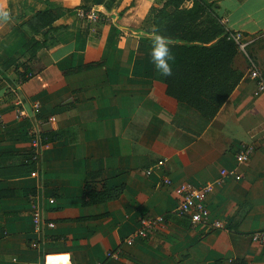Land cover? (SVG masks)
Segmentation results:
<instances>
[{
  "label": "crops",
  "instance_id": "1",
  "mask_svg": "<svg viewBox=\"0 0 264 264\" xmlns=\"http://www.w3.org/2000/svg\"><path fill=\"white\" fill-rule=\"evenodd\" d=\"M165 1L0 0V264H264V242L253 240L264 232V91L256 94L239 50L241 80L214 118L172 99L150 57ZM204 1L215 2L227 31L243 34L264 78V0ZM81 7H97L100 18L79 19ZM47 12L54 21L44 28L37 15ZM48 29L50 46L28 61L26 44ZM26 61L25 75L15 63ZM35 103L40 115L17 118ZM31 127L43 131L35 162ZM250 144L251 159L238 163ZM183 182L212 186L207 205L223 227L176 215ZM30 195L54 229L35 233ZM158 216L156 230L124 243L142 217Z\"/></svg>",
  "mask_w": 264,
  "mask_h": 264
},
{
  "label": "trees",
  "instance_id": "2",
  "mask_svg": "<svg viewBox=\"0 0 264 264\" xmlns=\"http://www.w3.org/2000/svg\"><path fill=\"white\" fill-rule=\"evenodd\" d=\"M163 1V0H158ZM186 0H166L162 6L157 8L154 15L155 30L158 29L169 40L180 41L181 43L170 44L175 55V62L172 67V75L165 77L169 93L175 96L180 103L194 104L201 113L200 115L209 121L217 114L231 93L241 80V74L233 67V58L239 52L237 44L228 38L225 28H218L217 32L208 38H199L196 44L189 43L185 35L190 28L188 21L203 18L205 15L212 16L218 25L220 20L216 14L215 2L204 0H193L191 8H181ZM175 7L170 11L169 7ZM37 21L41 27H48L53 23V17L49 12L37 15ZM221 21V20H220ZM48 31L41 32L43 40L32 39L26 44L29 54L28 61L36 57L39 48H48ZM36 32H40L36 30ZM212 45L207 43L215 40ZM16 62L17 68L23 67L24 74L30 73L27 62ZM189 68V73H185ZM183 72L184 74H180ZM264 75V74H263ZM25 79V78H24ZM182 89V90H181ZM181 90V94H179ZM177 91V94L176 92Z\"/></svg>",
  "mask_w": 264,
  "mask_h": 264
},
{
  "label": "built area",
  "instance_id": "3",
  "mask_svg": "<svg viewBox=\"0 0 264 264\" xmlns=\"http://www.w3.org/2000/svg\"><path fill=\"white\" fill-rule=\"evenodd\" d=\"M76 15L79 19L94 22L100 18L101 12L97 7H81L76 11ZM228 32V38L232 39L238 46L239 50L246 54L248 42L244 40V36L241 32ZM251 71L250 76L257 82V91L256 94L264 91V78L256 65V63L249 59ZM41 105L35 103L32 107L31 114L28 111L21 107L17 111V118L26 119L32 118V116H37L41 114ZM50 121H55V118H50ZM28 135L32 142L33 148V157L32 160L35 162L39 159L40 149L43 147V131L42 129L31 127L28 130ZM255 151V147L250 144L245 146L237 155L238 163H245L251 159ZM166 160H159L154 164V167H163ZM154 167L146 171L147 175H152ZM222 174L232 176L235 179H241V175L236 170H222ZM33 176H36V172L32 173ZM164 184L172 185L173 182L170 178L164 179ZM211 185L197 186L191 182H183L178 184L175 187V192L179 197V205L175 211L176 215L180 217H186L190 219L191 223L194 226H201L207 229L221 228L223 227V222L220 220H213L211 217V211L207 205V199L211 191ZM29 199L33 204L34 210L32 214L33 228L35 233H43L46 229H54L56 224L52 221L46 220L41 211L39 205L36 203L37 196L30 195ZM49 203L53 204L55 199L49 198ZM37 204V206H36ZM165 222V218L162 216L158 217H142L139 220L140 227L132 235L128 236L124 243L126 245H133L138 239L145 238L147 235L156 230L161 224ZM253 240L258 243L264 242V232H256L253 235ZM39 246L38 241L32 242V247L36 248ZM120 251H114L108 253L109 257H119Z\"/></svg>",
  "mask_w": 264,
  "mask_h": 264
},
{
  "label": "rangeland",
  "instance_id": "4",
  "mask_svg": "<svg viewBox=\"0 0 264 264\" xmlns=\"http://www.w3.org/2000/svg\"><path fill=\"white\" fill-rule=\"evenodd\" d=\"M218 25L216 24V22H215V20L212 18V16H209V15H205L203 18H199V17H196V18H194L193 19V22H191L190 20L188 21V24H190V28L188 29V32H187V34L185 35L187 38H189L190 40H189V43H185V44H196V42H198L197 41V39H199V38H204V39H206V38H208L210 35H213L214 33H216L217 32V30H218V28H221V27H223V28H225V26L221 23V21L220 20H218ZM221 26V27H220ZM216 40H218V38H216L215 40H213V41H211V42H209V43H207L206 45H208V46H210V45H212L214 42H216ZM171 43L170 44H174V43H180V44H183L184 42H180V41H176V40H169ZM239 52H237V54H238ZM237 54L234 56V58H233V60L236 58V56H237ZM245 57H246V59H247V61H248V63H249V59H251V60H255L254 58H253V56H252V52H251V50H250V47L248 48V51H247V53L246 54H243ZM257 61V60H256ZM255 61V62H256ZM256 64H258L259 66H260V64L258 63V62H256ZM262 65V64H261ZM261 68V67H260ZM191 70V68H189V70L188 71H185V73H189V74H191L189 71ZM240 74H241V72H239ZM262 73L264 74V70H262ZM180 74H184L183 72H181ZM167 82H169V85L171 86V88H173V86H172V82H170V81H167ZM167 85V84H166ZM169 85L167 86V93H168V95L173 99H175L179 104H181V105H186L187 106V108H189L190 110H192L193 112H195V113H197V114H201L200 112H199V110L197 109V107H195V105L193 104H190V103H187V104H185V103H180L179 102V100L175 97V96H173L172 94H170L168 91H169V89H168V87H169ZM182 90V89H181ZM181 90H180V92H179V94H181ZM176 92V94H177V91H175Z\"/></svg>",
  "mask_w": 264,
  "mask_h": 264
},
{
  "label": "clouds",
  "instance_id": "5",
  "mask_svg": "<svg viewBox=\"0 0 264 264\" xmlns=\"http://www.w3.org/2000/svg\"><path fill=\"white\" fill-rule=\"evenodd\" d=\"M149 39L151 41L150 57L156 71L165 77L171 76L175 55L169 39L158 29L153 30Z\"/></svg>",
  "mask_w": 264,
  "mask_h": 264
}]
</instances>
